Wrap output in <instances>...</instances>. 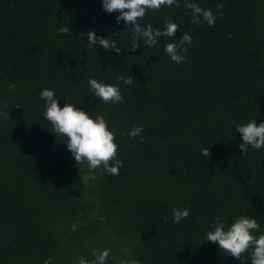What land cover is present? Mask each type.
Listing matches in <instances>:
<instances>
[{
    "label": "trees",
    "instance_id": "1",
    "mask_svg": "<svg viewBox=\"0 0 264 264\" xmlns=\"http://www.w3.org/2000/svg\"><path fill=\"white\" fill-rule=\"evenodd\" d=\"M192 2L212 10V26L194 22L185 0L139 20L174 21L177 40L189 33L176 64L167 38L132 50L131 24L116 23L100 0H0V264H76L105 248L107 264H240L203 238L215 216L227 224L248 214L264 231V148L242 153L234 132L264 120V0ZM89 30L119 55L86 46ZM89 77L118 83L123 102L99 101ZM44 87L60 106L104 115L118 175L74 160L43 119ZM133 125L143 140L127 135ZM185 206L189 216L172 223V208Z\"/></svg>",
    "mask_w": 264,
    "mask_h": 264
},
{
    "label": "clouds",
    "instance_id": "2",
    "mask_svg": "<svg viewBox=\"0 0 264 264\" xmlns=\"http://www.w3.org/2000/svg\"><path fill=\"white\" fill-rule=\"evenodd\" d=\"M177 0H100L101 8L106 13L118 14L115 16L116 23L123 21L125 25L131 24L130 41L132 50L143 42L149 47L160 43L161 38H167L163 44L164 53L176 64L183 62L186 57L182 55L187 49L185 45L192 42V37L185 32L179 39H175L178 25L172 20H165L161 27H153L152 24L141 25L142 19L148 10H158L161 6H172ZM186 8L191 10L192 20L196 23L204 22L212 26L216 16L211 9L202 8L192 0H185ZM61 31H68L62 28ZM88 47L97 45L103 49H111L117 55L120 50L116 47L115 41H110L108 37L103 38L93 30L86 33ZM118 81H123L125 86L132 83L131 77L118 76ZM89 92L103 103H122L123 96L121 87L117 84L105 83L94 77L87 80ZM10 89L16 85L10 83ZM38 99L43 101V119L52 126V133L62 137L66 149L76 162L87 165L89 171L100 170L109 175H118L122 166V161L117 158L118 145L115 143V133L109 127L108 121L102 113L91 114L81 107H77L74 102H65L60 106L55 89L44 87L38 93ZM0 115H8L7 112H0ZM143 131L142 125H133L127 135L132 138L139 136ZM234 132L239 133L240 143L238 148L242 153L248 151L249 146L260 150L264 148V120L256 123L255 119L247 122L236 123ZM122 135L124 133H121ZM201 154L208 157L209 153L204 146ZM111 161V164L109 163ZM189 216L188 207H173L171 210L172 223H179ZM167 222L168 216L162 217ZM214 223L205 232L203 240L214 242L219 249L244 264L246 261L244 253H248L247 260L250 264H264V231L261 230L257 219L248 214L238 215L231 222L227 223L221 216L213 217ZM93 259L88 260L79 257L76 264H107L109 249L93 250ZM44 264H51L50 259H46ZM120 264H138L134 259L120 261Z\"/></svg>",
    "mask_w": 264,
    "mask_h": 264
}]
</instances>
